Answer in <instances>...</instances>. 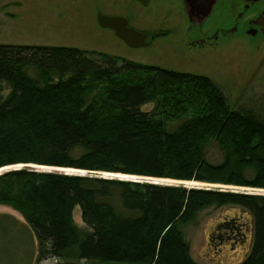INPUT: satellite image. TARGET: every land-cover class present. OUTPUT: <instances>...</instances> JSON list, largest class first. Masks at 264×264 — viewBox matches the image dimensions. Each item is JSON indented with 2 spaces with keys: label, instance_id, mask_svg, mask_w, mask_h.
I'll return each mask as SVG.
<instances>
[{
  "label": "trees",
  "instance_id": "1",
  "mask_svg": "<svg viewBox=\"0 0 264 264\" xmlns=\"http://www.w3.org/2000/svg\"><path fill=\"white\" fill-rule=\"evenodd\" d=\"M0 82L9 89L0 95V170L41 169L0 173V203L23 215L39 261L200 264L182 226L207 207L234 205L252 217L238 264H264V194L81 175L264 188V120L231 107L210 77L76 46L0 43ZM212 144L220 163L207 160Z\"/></svg>",
  "mask_w": 264,
  "mask_h": 264
},
{
  "label": "rangeland",
  "instance_id": "2",
  "mask_svg": "<svg viewBox=\"0 0 264 264\" xmlns=\"http://www.w3.org/2000/svg\"><path fill=\"white\" fill-rule=\"evenodd\" d=\"M94 0H0V43L76 46L101 51L159 67L206 75L224 92L235 109L250 111L264 120V37L229 35L208 47L191 48L187 34L157 38L147 46L132 47L111 30L101 28L93 9ZM9 89L0 82V95ZM207 160L217 164L224 154L217 144L207 151ZM20 168L41 171L36 164L12 165L0 173ZM43 171V170H42ZM59 171L60 170H52ZM86 170L81 175L112 178L139 183L175 184L206 187L228 191L264 194V188L239 186L221 182L161 180L143 175ZM115 206L120 209V189L112 187ZM234 217L246 222L247 236L232 250L215 251L217 241L211 242L215 224ZM238 217V218H237ZM73 218L86 227L81 209L76 206ZM193 258L200 264H238L246 257L252 237V217L246 210L227 205L207 207L182 226ZM216 244V245H215ZM56 258L38 259L37 240L23 215L11 205L0 203V264H56ZM115 264V263H110Z\"/></svg>",
  "mask_w": 264,
  "mask_h": 264
},
{
  "label": "flooded vegetation",
  "instance_id": "3",
  "mask_svg": "<svg viewBox=\"0 0 264 264\" xmlns=\"http://www.w3.org/2000/svg\"><path fill=\"white\" fill-rule=\"evenodd\" d=\"M93 9L101 28L116 34L114 28L102 26L99 17L121 18L126 27L146 36L145 46L182 32L191 37V48L208 47L229 35L264 37V0H94ZM215 228L210 240L217 241V253L227 246L233 250L248 229L234 217Z\"/></svg>",
  "mask_w": 264,
  "mask_h": 264
},
{
  "label": "water",
  "instance_id": "4",
  "mask_svg": "<svg viewBox=\"0 0 264 264\" xmlns=\"http://www.w3.org/2000/svg\"><path fill=\"white\" fill-rule=\"evenodd\" d=\"M100 24L104 27L114 28L116 34L129 46L138 47L146 45L144 39L145 35L138 33L133 28L126 27L123 19L117 17H99Z\"/></svg>",
  "mask_w": 264,
  "mask_h": 264
}]
</instances>
